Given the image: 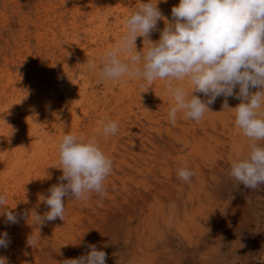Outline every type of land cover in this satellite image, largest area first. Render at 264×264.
Wrapping results in <instances>:
<instances>
[{
	"label": "bare ground",
	"instance_id": "6f19581e",
	"mask_svg": "<svg viewBox=\"0 0 264 264\" xmlns=\"http://www.w3.org/2000/svg\"><path fill=\"white\" fill-rule=\"evenodd\" d=\"M147 2L77 0L69 5L61 0L57 21L44 14L48 20L40 27L21 30L27 36L25 46L10 50L9 62L23 72L20 82L18 74L7 76L11 98L6 119L0 122V195L6 196L0 213L11 210L19 218L9 224L0 215V234L7 232L10 239L7 248H0L6 264H62L87 254L89 245L109 254L106 264H218L225 253L220 228L236 211L228 198L229 186L237 184L231 165L249 156L252 143L264 147V140L251 141L236 126L233 109L242 100L235 96L216 98L199 121L178 112L173 124L168 113L175 101L167 81L148 85L143 78H100L105 54L125 34L126 20ZM151 2L174 23L171 10L180 0ZM54 7L50 10L58 9ZM18 11L14 16L23 28L26 16ZM1 16L7 18L6 9ZM165 26L166 21L159 20L149 40L158 42ZM149 40L138 37L137 50L150 47ZM119 58L128 60L123 53ZM39 70L41 81L32 75ZM174 85L191 97L193 86L187 80ZM258 90L250 89L253 94ZM193 94L207 101L203 93ZM225 100L229 107L223 108ZM107 120L117 123L118 132L105 137ZM65 134L84 142L95 138L112 160V172L104 181L106 194L93 192L84 200L66 197L64 220L34 225L23 214L35 210L43 216L50 210L41 196L61 182L58 146ZM185 167L195 173L190 183L177 176ZM32 234L38 239L35 248L27 244Z\"/></svg>",
	"mask_w": 264,
	"mask_h": 264
},
{
	"label": "clouds",
	"instance_id": "9594fccd",
	"mask_svg": "<svg viewBox=\"0 0 264 264\" xmlns=\"http://www.w3.org/2000/svg\"><path fill=\"white\" fill-rule=\"evenodd\" d=\"M159 2V0H158ZM158 3H142L140 8L126 20V32L116 46L105 54L100 78L119 80L125 76L143 78L148 85L157 79L167 81V88L174 99L168 113L173 124L177 113L183 111L185 118L199 121L209 105L220 96H235L242 102L234 108L235 124L251 141L264 140V0H180L171 10L174 23L167 22L157 7ZM166 26L158 42L149 40L157 30L159 20ZM147 38L151 46L137 50V38ZM128 57L121 60L120 54ZM89 69L95 71L94 65ZM187 80L193 86L189 98L184 89L174 81ZM239 87V92L234 89ZM251 88L259 89L254 94ZM194 92L203 93V101ZM229 107L227 100L223 105ZM118 125L107 120L103 135H115ZM60 183L49 188L48 196L41 201L49 207L43 216L37 211L23 214L34 225L46 221L64 220L65 203L84 200L95 192L103 197L104 181L112 172V160L100 149L95 138L84 142L73 134H65L58 146ZM195 175L188 168L177 170L179 179L190 183ZM230 175L240 185L255 190L264 185V147L250 145L249 156L231 165ZM66 181V183H64ZM6 204V196L0 195V207ZM9 224L19 222L17 214L5 210ZM10 239L7 232L0 234V248H7ZM27 244L35 248L38 239L32 234ZM87 254L65 259L62 264H106L107 253L89 245ZM0 264H6L0 258ZM264 264V260L260 261Z\"/></svg>",
	"mask_w": 264,
	"mask_h": 264
},
{
	"label": "rangeland",
	"instance_id": "374dc122",
	"mask_svg": "<svg viewBox=\"0 0 264 264\" xmlns=\"http://www.w3.org/2000/svg\"><path fill=\"white\" fill-rule=\"evenodd\" d=\"M64 1L69 5H71V2H77V0ZM16 2L17 3H13L11 0H0V76L2 77L0 80V122L3 118L6 119V109L8 108L6 106L9 105L7 104V100L11 98V96L8 97L10 88L6 86L7 76L10 73L13 75V78H16L18 74L20 79H17V81L20 82V73L23 72V69L17 64L15 65L9 62L11 57L9 53L10 50L17 51V44L22 48L25 46L27 38L25 33L30 29H34L35 26L38 27L39 25L40 27V24L45 23L48 20L46 18L48 16L44 14L48 13V15L52 17L51 19L56 17L53 20L57 21L56 19L62 15L61 12L63 11L60 10L61 0H17ZM6 3L7 8L4 7ZM50 4L56 8L58 7V9L56 11L50 10ZM19 5L22 8H19ZM46 8H49V11L46 10ZM5 9L7 18L1 16ZM17 11H21V17L26 16V20L22 22L24 25L23 28L20 24L17 25L18 18L14 16ZM67 17L69 18V14H67ZM68 22L69 21H65L67 27H70V22ZM14 23L16 27L13 28V34H11L10 29L11 26H14ZM27 24L29 25L26 28L25 25ZM22 29L25 30V33L21 35ZM17 34L20 38L18 40L13 39ZM81 37H84V35H81ZM30 44L34 47L36 45L35 40L32 39ZM14 55L17 58V54L14 53ZM39 63L43 64V61L41 60ZM32 75L38 76V81H41L43 70L36 71ZM27 83V80L23 82L24 88L28 87L26 86ZM57 83H60V80H57ZM63 84L64 82L61 83V85ZM29 92H32V85ZM59 99H61V96ZM17 121L18 120L13 117L12 122L16 123ZM236 183L237 184L232 185L233 188L231 185L229 186L230 194L228 198L231 199L230 203L235 207L236 211L234 215L230 217V220L228 218L230 222L226 221L220 228V239L225 253L219 256L218 264H230L231 261H233L231 264H260V261L264 260V185L252 190L245 188L238 182ZM245 241L248 243L247 246H245ZM229 253H232L234 256L230 257L231 255ZM106 258L107 263L108 258H110L109 254H107Z\"/></svg>",
	"mask_w": 264,
	"mask_h": 264
}]
</instances>
